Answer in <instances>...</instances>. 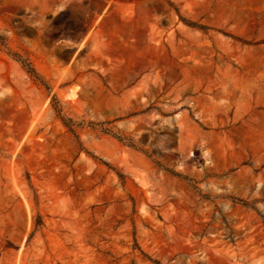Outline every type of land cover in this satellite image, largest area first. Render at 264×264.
<instances>
[{"label":"rangeland","instance_id":"1","mask_svg":"<svg viewBox=\"0 0 264 264\" xmlns=\"http://www.w3.org/2000/svg\"><path fill=\"white\" fill-rule=\"evenodd\" d=\"M0 264H264V0H0Z\"/></svg>","mask_w":264,"mask_h":264},{"label":"trees","instance_id":"2","mask_svg":"<svg viewBox=\"0 0 264 264\" xmlns=\"http://www.w3.org/2000/svg\"><path fill=\"white\" fill-rule=\"evenodd\" d=\"M170 5L172 7H174L171 2H170ZM15 55H16L17 60L22 64V66L26 69V71L29 74H31L42 85H44L47 88V90L51 91L50 86L48 84H46V82L41 78V76L39 75V73L37 72V70L35 69V67L33 66V64L31 63V61H29L27 58L23 57L21 54H15ZM53 106H54L57 114L59 115V117L63 121L64 125L76 137H79L78 134H77V127H79L80 124L77 123L76 121H74L72 118L66 117L64 115L63 109H62V107L60 105V102H59V99L57 98L56 95H54V97H53ZM110 124H111V122L106 121V122H101V123H93L92 125H93V127H95V128L97 127V129H99L100 131H102L104 133H110V134L114 135L119 140L128 143L130 146H133L135 148H139L138 144L135 142V140L132 137L125 136V135L121 134L120 132L115 131L114 130V126H108ZM139 149H141V148H139ZM157 164L160 165L165 170L171 171L168 168H166L163 164H160V162H158V161H157ZM171 173H173L175 175H178L179 177H183L181 174H178V173H175V172H172V171H171ZM120 176L122 177V174H120ZM42 224H43L42 221L39 220V222L37 223V226H40Z\"/></svg>","mask_w":264,"mask_h":264}]
</instances>
